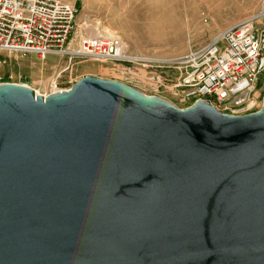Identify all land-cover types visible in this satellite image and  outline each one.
Listing matches in <instances>:
<instances>
[{
	"label": "water",
	"instance_id": "1",
	"mask_svg": "<svg viewBox=\"0 0 264 264\" xmlns=\"http://www.w3.org/2000/svg\"><path fill=\"white\" fill-rule=\"evenodd\" d=\"M0 264H264V97L0 83Z\"/></svg>",
	"mask_w": 264,
	"mask_h": 264
},
{
	"label": "rangeland",
	"instance_id": "2",
	"mask_svg": "<svg viewBox=\"0 0 264 264\" xmlns=\"http://www.w3.org/2000/svg\"><path fill=\"white\" fill-rule=\"evenodd\" d=\"M66 1L78 8L76 29L80 35L89 37L97 31H113L126 44L127 57L104 62L76 57L70 63L69 55L50 53L44 60L36 54L3 53L5 63L0 67V83H24L37 93L48 95L55 84L66 89L85 76H95L131 85L146 95L185 109L195 100L173 88L178 71L163 65L213 42L226 28L244 18L257 16V27L264 28V0ZM134 57L157 63L141 62ZM159 75L164 86H160ZM263 97L264 83H260L252 94L256 110L262 107ZM213 105L222 113L248 114L226 109L216 102Z\"/></svg>",
	"mask_w": 264,
	"mask_h": 264
},
{
	"label": "built area",
	"instance_id": "3",
	"mask_svg": "<svg viewBox=\"0 0 264 264\" xmlns=\"http://www.w3.org/2000/svg\"><path fill=\"white\" fill-rule=\"evenodd\" d=\"M77 15V6L66 0H0V67L3 53L36 54L40 59L57 53L69 55L70 63L76 57L100 62L127 57L126 44L115 36L80 35ZM167 63L163 67L177 69L173 88L184 97L256 112L252 94L264 83V28L257 27V16L244 18L213 42ZM157 78L164 86L161 75ZM59 90L55 84L53 92Z\"/></svg>",
	"mask_w": 264,
	"mask_h": 264
},
{
	"label": "bare ground",
	"instance_id": "4",
	"mask_svg": "<svg viewBox=\"0 0 264 264\" xmlns=\"http://www.w3.org/2000/svg\"><path fill=\"white\" fill-rule=\"evenodd\" d=\"M108 30H110V29H108ZM95 35L94 36H100V35H110V36H115V37H117L118 39H121L116 33H114L113 31L112 32H109V31H107V30H104L103 32H95L94 33ZM97 34V35H96ZM122 40V39H121ZM134 59H139L138 57H134ZM4 63H5V61H4ZM35 90V89H34Z\"/></svg>",
	"mask_w": 264,
	"mask_h": 264
},
{
	"label": "crops",
	"instance_id": "5",
	"mask_svg": "<svg viewBox=\"0 0 264 264\" xmlns=\"http://www.w3.org/2000/svg\"><path fill=\"white\" fill-rule=\"evenodd\" d=\"M51 54H57V53H51ZM48 55H49V54H48ZM48 55H47V56H48ZM47 56L44 58V60L47 58Z\"/></svg>",
	"mask_w": 264,
	"mask_h": 264
}]
</instances>
